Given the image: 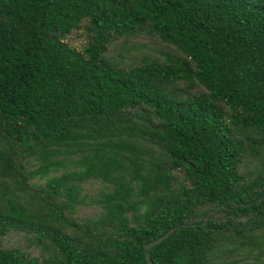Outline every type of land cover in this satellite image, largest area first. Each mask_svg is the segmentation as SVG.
Instances as JSON below:
<instances>
[{
	"label": "trees",
	"instance_id": "obj_1",
	"mask_svg": "<svg viewBox=\"0 0 264 264\" xmlns=\"http://www.w3.org/2000/svg\"><path fill=\"white\" fill-rule=\"evenodd\" d=\"M143 36L178 53L109 55ZM263 194L264 0H0V264H149L178 224L154 264H220Z\"/></svg>",
	"mask_w": 264,
	"mask_h": 264
},
{
	"label": "rangeland",
	"instance_id": "obj_2",
	"mask_svg": "<svg viewBox=\"0 0 264 264\" xmlns=\"http://www.w3.org/2000/svg\"><path fill=\"white\" fill-rule=\"evenodd\" d=\"M80 39L79 37H75L74 42L77 43ZM168 53L175 54L178 52L173 46L163 43L157 37L151 36L135 37L127 41H117L109 50L111 57H114L117 61H121L124 64L135 63L140 57L164 59ZM87 191L90 194H94L96 185H90ZM80 212L88 214L94 213V210L83 208ZM239 251L240 253L235 254L234 252L230 258L225 259V262H220V264H264V246L262 247L261 253H259L257 247L251 248L249 253H243L242 250Z\"/></svg>",
	"mask_w": 264,
	"mask_h": 264
},
{
	"label": "water",
	"instance_id": "obj_3",
	"mask_svg": "<svg viewBox=\"0 0 264 264\" xmlns=\"http://www.w3.org/2000/svg\"><path fill=\"white\" fill-rule=\"evenodd\" d=\"M263 198H264V194H263L258 200H262ZM210 215H211V213H209V214L207 215V217L204 219V221H202L200 224H201V225L205 224L206 221H207V218H209ZM182 225H183V224H178V225H175V226L171 227V228L168 229L164 234H162V235L158 236L157 238H155V239H153V240L147 242V243L144 245V248H145V250H146L145 258H146V260H147V262H148L149 264H154V263L152 262V260H151V258H150V253L148 252V250L151 249V248H152L153 246H155L156 244L162 242L164 239L168 238V237L171 235V233H172L173 231H175L176 229H178V228L181 227Z\"/></svg>",
	"mask_w": 264,
	"mask_h": 264
}]
</instances>
